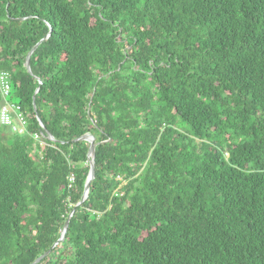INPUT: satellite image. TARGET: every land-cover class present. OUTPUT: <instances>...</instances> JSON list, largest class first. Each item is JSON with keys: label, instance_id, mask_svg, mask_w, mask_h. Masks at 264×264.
I'll return each mask as SVG.
<instances>
[{"label": "trees", "instance_id": "trees-1", "mask_svg": "<svg viewBox=\"0 0 264 264\" xmlns=\"http://www.w3.org/2000/svg\"><path fill=\"white\" fill-rule=\"evenodd\" d=\"M0 71V264H264V0H0Z\"/></svg>", "mask_w": 264, "mask_h": 264}, {"label": "built area", "instance_id": "built-area-1", "mask_svg": "<svg viewBox=\"0 0 264 264\" xmlns=\"http://www.w3.org/2000/svg\"><path fill=\"white\" fill-rule=\"evenodd\" d=\"M10 79L9 74L5 71H0V125L7 127L13 133L19 135L29 134L33 141L38 145L44 144V138L49 139L45 132L28 133V121L19 105L6 98L10 95ZM40 153V152H39ZM74 178L71 175L69 182H73Z\"/></svg>", "mask_w": 264, "mask_h": 264}, {"label": "water", "instance_id": "water-1", "mask_svg": "<svg viewBox=\"0 0 264 264\" xmlns=\"http://www.w3.org/2000/svg\"><path fill=\"white\" fill-rule=\"evenodd\" d=\"M50 33V32H49ZM49 33H47V35L44 37V38H47L49 36ZM42 38V39H44ZM39 40L38 43H36L30 50L29 52L27 53L26 57H25V68L26 70L31 73V70H30V64H29V59H30V56L32 54V52L35 50V48L37 47V45L42 41ZM40 84V80L38 82ZM39 89V87L37 86L35 91H34V94H33V110L36 112V117L38 119V121L40 122L44 132L46 133L47 137L54 141V138L52 136V134L45 128V125L42 124L41 122V119L36 111V106H35V94L37 92V90ZM75 140H84V141H87L89 143V149H88V152H87V157H88V163H89V171H88V174H87V178L85 180V183H84V188H83V193L81 195V198H80V201L77 203V205L79 204H82L84 202V200L87 198V195H88V192H89V188H90V184H91V181L93 180L94 178V157H95V146H96V143H95V140H94V136L90 133H85L83 135H81L80 137L76 138ZM72 213H73V210L69 213V215L67 216V219L65 220L64 224H63V227H62V230H61V234H60V237L58 238V240L51 246V248H53L57 243L61 242L64 240L65 238V233L67 231V228H68V224H69V220H70V217L72 216ZM50 249L46 250L44 253H42L41 255H39L31 264H37L39 263L45 256H47L50 252Z\"/></svg>", "mask_w": 264, "mask_h": 264}, {"label": "rangeland", "instance_id": "rangeland-1", "mask_svg": "<svg viewBox=\"0 0 264 264\" xmlns=\"http://www.w3.org/2000/svg\"><path fill=\"white\" fill-rule=\"evenodd\" d=\"M6 99L9 100V99H10V96H8ZM53 244H54V243H53ZM57 244H58V243H57ZM57 244H56V245H57ZM56 245H55V246H56ZM59 254H60V252L57 251V252L54 254L53 258H56L57 255H59Z\"/></svg>", "mask_w": 264, "mask_h": 264}]
</instances>
